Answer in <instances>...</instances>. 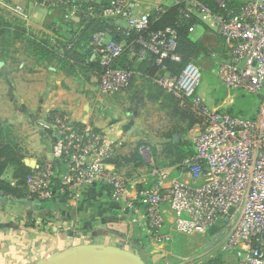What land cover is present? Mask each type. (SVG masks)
<instances>
[{"label":"built area","instance_id":"built-area-1","mask_svg":"<svg viewBox=\"0 0 264 264\" xmlns=\"http://www.w3.org/2000/svg\"><path fill=\"white\" fill-rule=\"evenodd\" d=\"M51 1L66 6V0ZM214 1L225 14L214 12L199 0H174L169 5L160 2L149 10L144 6L145 11L141 0H112L98 9L91 4L69 6L71 15L78 19L82 15L111 21L138 35L127 43L114 41L109 30L93 33L92 59L100 67L96 79L101 94L129 89L135 74L131 65L153 59L158 66L154 83L180 104L189 102L200 122L193 131L194 155L173 169L157 168L150 148L140 147L147 181L129 180L109 170L103 137L72 125L62 115L52 118L58 135L54 160H66L68 165L61 192L78 193L106 183L111 189L110 199L122 204L128 213L130 226L138 227L153 241L168 240L162 231L169 211L172 231L208 236V244L230 255L235 264H264V0H248L232 11L223 0ZM171 7H177L186 18H197L221 39L223 49L209 53V57L216 66V77L227 89L256 96L263 89L254 117L209 108L197 94L201 75L195 65L187 64L178 75L169 73L164 62H180L176 30L166 27L151 31L150 20L152 16L157 20ZM11 10L22 15L20 7ZM197 27L193 25L189 32ZM122 62L125 67L120 66ZM41 163L25 181L32 201L53 197V161ZM140 210L143 220L138 216Z\"/></svg>","mask_w":264,"mask_h":264},{"label":"crops","instance_id":"crops-1","mask_svg":"<svg viewBox=\"0 0 264 264\" xmlns=\"http://www.w3.org/2000/svg\"><path fill=\"white\" fill-rule=\"evenodd\" d=\"M111 1L66 0V6H62L51 0H3L0 8L6 15L15 16L13 20L21 22L37 38L45 39L51 45H59L71 38V28L79 27L80 19L71 15L69 6L105 5ZM141 1L144 3L142 10L145 11V7L149 10L157 3L169 5L174 0ZM16 6L21 8L20 17L12 13L11 9ZM8 21L12 22L11 19ZM201 27L207 26L197 28ZM220 42L223 44L221 40ZM16 58L17 56L14 65L9 66L5 62L0 65V82L4 88L0 105L4 104L15 110L14 116L0 119V123L11 127L26 124L29 127L26 134L28 144H21L30 156L33 155L31 161L36 164L53 161L54 178L60 182L67 175L66 160H54L58 135L52 126V118L55 113L60 112L72 125L81 126L103 137L105 163L109 170L120 175L123 173L129 180L147 181V169L142 171L143 167L134 170L116 169L108 163L111 156L128 154L136 144H145L146 140L138 131L140 124L135 119H106L102 107H97V101H89L86 97L88 86L93 92H97L98 86L96 89L91 83H82V94H78L67 79V71L48 64L46 79L36 91L35 83H25L29 78H23V75L31 77L43 73L38 74L39 69L31 67L26 69ZM78 66L88 81L96 82V74L92 70L83 65ZM46 114L48 118L51 114V119H45ZM11 174L12 170L8 168L3 178L10 182ZM110 193V187L102 183L99 187H85L78 193H67V196L55 195L52 201L0 197V264H34L53 253L79 245L115 246L137 252L141 257L148 256L154 242L146 237L145 239L138 227L129 225L128 213L122 210V204L110 199ZM138 216L143 220V210L139 211ZM166 218L162 234L170 240L173 218L169 211H166ZM144 240H147L146 243ZM168 240L165 239L164 242Z\"/></svg>","mask_w":264,"mask_h":264},{"label":"rangeland","instance_id":"rangeland-1","mask_svg":"<svg viewBox=\"0 0 264 264\" xmlns=\"http://www.w3.org/2000/svg\"><path fill=\"white\" fill-rule=\"evenodd\" d=\"M211 1L214 3L216 2L214 0ZM223 1L227 5L228 3L234 2L244 3L248 0ZM0 15L7 20L11 19L12 22L14 21L13 18L15 16L6 15L1 8ZM27 30L31 31L30 29ZM190 38L194 42L202 43L210 53L223 49V44L220 42L221 39L213 30L207 27L197 28L193 33H190ZM8 43L5 44L0 38V65H2V62L8 63L9 66L14 65L15 57L17 56L16 59L19 62L21 61L26 69H28V67L39 69L38 74L43 73L42 75H33L31 77L23 75V78H29V81L24 82H34L37 87L35 90L37 91L46 79L45 70L47 64L27 56L25 51L26 46L23 44L19 42ZM54 46L57 48L60 44ZM48 65L58 70L67 71V79L71 81L72 88L78 94H82V83L86 85L91 83L93 87L97 89V79L95 82L96 84L88 81L81 67L74 63H72L73 66H71L70 69L69 66H62V63H59L55 59ZM193 65H195V68L201 75L197 94L209 108L212 107L221 111H230L231 113L241 114L243 117L255 116L261 101L263 89L258 96L241 90L231 91L227 89L216 77V66L211 62L209 57L199 58ZM154 79L155 78H151L150 81H147L145 77H141L140 75V77H135L133 85L129 87V89L114 95L101 94L98 89L97 92H93L90 86H88L86 97L89 101H97V107H102L103 115L106 119H125L128 121L135 119L138 125L140 124L138 131L141 133L144 140H146V145L144 146H148L151 150L150 158H152L154 165L160 169L170 170L179 163L180 160L177 161L179 156L187 151L193 150V131L195 126L191 127L189 119H181L179 116L171 113V110L166 109V103L164 104L163 102V96L166 94L159 95L157 93V89L154 87ZM2 85L3 84L0 82V96H4V88ZM99 102L101 104H99ZM111 109L112 111H110ZM14 114L15 110L10 106L7 107L4 104L0 105V119L11 118L10 116H14ZM60 114V112H58V114L55 113V115ZM47 116L48 114H46L44 118L51 119V114L49 118ZM28 129L29 127L26 124H20L18 126L13 125L11 130L13 134L16 135L19 142L21 141L20 143L27 145L26 134ZM168 135H170L168 138H170V141L173 143L172 145H174V147L178 146L175 155H171L164 149L163 143L167 141L166 138ZM23 149L27 157L24 160L33 159V155L30 156V153L26 151L25 148ZM142 171H146V167H143ZM171 233V238L167 242H164V240L153 241L149 236H146L150 242L153 241L155 244L151 245L150 251L152 252H149L148 256H142V259L147 264H209L219 255H221L222 258V264H235L234 259L230 255H224L208 244V236H187L174 231ZM144 241L146 243L147 240Z\"/></svg>","mask_w":264,"mask_h":264},{"label":"trees","instance_id":"trees-1","mask_svg":"<svg viewBox=\"0 0 264 264\" xmlns=\"http://www.w3.org/2000/svg\"><path fill=\"white\" fill-rule=\"evenodd\" d=\"M203 4L207 5L216 13H224L219 10L217 5L211 0H199ZM243 3L234 2L227 4V10H235L238 6ZM92 7L98 9L99 5L91 4ZM85 7V6H84ZM151 31L162 30L166 27H171L176 30L177 33V50L176 52L180 56V62L174 63L166 60L164 63L167 66L171 75H178L187 64H194L199 58L209 57V50L200 42H194L190 38L189 29L193 25L202 26L200 21L191 16H182L177 7H171L167 10L165 15L160 16L155 20L152 16L151 20ZM109 30L111 37L116 42L126 41L127 43L133 42L138 35L133 31H128L111 21H104L96 18L83 17L81 15L79 27L72 29L71 38L67 39L66 42L60 44V46L51 45L45 39H39L33 35V33L27 30L19 21L9 22L7 19L0 15V38L6 44L8 42L15 43L19 42L25 47L27 56L33 57L37 61L49 64L54 59L62 66L67 65L69 69L72 63L75 65H83L92 70L95 74L100 72V67L96 59L92 57V35L96 31ZM145 37V36H144ZM8 43V44H10ZM210 58V57H209ZM71 61V62H70ZM126 63H120V66L125 67ZM131 68L135 71L130 87L133 85L135 77H145V80L150 81L151 78L155 77L158 71V66L155 64L153 59L145 60L142 63H134ZM139 74H137V73ZM147 78V79H146ZM154 87L157 89L159 95L166 94L163 96V102L166 103V109L171 110L176 116L181 119H189L191 127L195 126L200 119L197 118L190 109V103L180 104V101L173 95L164 92L155 83ZM166 100V101H165ZM168 103V104H167ZM229 114L240 115L226 111ZM253 116H246L245 118H252ZM10 125L0 123V197L12 198V199H28V191L25 185L26 178L35 172V169H30L24 164L26 158L25 150L22 148L21 143L17 139L16 135L12 132ZM170 135L167 136L163 143L164 149L171 155H175L178 150L177 147L172 145L170 141ZM169 140V141H168ZM146 144H136L128 154L125 155H113L108 159V163L112 164L116 169H128L131 168L139 169L144 167V163L139 156L140 147ZM153 149V148H152ZM168 153V154H169ZM195 153L194 148L191 151L183 153L177 158V161L181 163L184 159L193 156ZM178 163V164H179ZM42 164L41 162L38 165ZM11 168V181H7L3 178L5 171ZM60 181L52 178L50 189L53 192V197L48 200L52 201L55 195L62 194L67 196V192L60 191ZM31 200V199H30ZM145 238L146 236L143 235ZM221 255L215 257L209 264H222Z\"/></svg>","mask_w":264,"mask_h":264},{"label":"water","instance_id":"water-1","mask_svg":"<svg viewBox=\"0 0 264 264\" xmlns=\"http://www.w3.org/2000/svg\"><path fill=\"white\" fill-rule=\"evenodd\" d=\"M30 168L37 167L36 162L24 160ZM34 264H147L137 252H131L115 246L79 245L53 253Z\"/></svg>","mask_w":264,"mask_h":264}]
</instances>
